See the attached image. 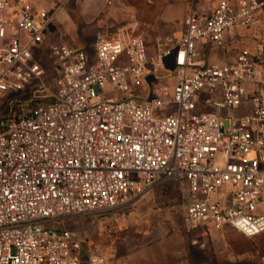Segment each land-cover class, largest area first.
I'll list each match as a JSON object with an SVG mask.
<instances>
[{"label":"built area","instance_id":"1","mask_svg":"<svg viewBox=\"0 0 264 264\" xmlns=\"http://www.w3.org/2000/svg\"><path fill=\"white\" fill-rule=\"evenodd\" d=\"M48 22L28 1L0 0V264H109L107 254L84 261L79 232L52 224L123 215L166 179L187 182L183 224L197 237L264 233V41L219 65L197 55L202 41L264 32V0H223L206 17L189 8L180 36L150 44L135 27L101 35L93 53L51 43L52 89L39 48ZM170 58L171 91L159 75Z\"/></svg>","mask_w":264,"mask_h":264},{"label":"rangeland","instance_id":"2","mask_svg":"<svg viewBox=\"0 0 264 264\" xmlns=\"http://www.w3.org/2000/svg\"><path fill=\"white\" fill-rule=\"evenodd\" d=\"M72 1L57 0L58 4L69 5L73 4ZM153 1L91 0L86 3L79 0V5L74 6L75 8L81 6L80 13L86 15L79 27H85L90 35L86 38L88 52H94L96 40L107 32L121 27L131 28L135 24H137L135 28L139 30L155 25V21L160 19L159 15L157 16L159 12L152 9ZM193 2L195 0H184L183 3L190 6ZM49 17L56 20L55 14L50 11ZM74 19L73 12L70 13L69 9L58 15V20L65 22L68 28L74 25ZM40 51L45 68L43 80L52 89L55 74L51 55L45 46H42ZM174 71L172 65H166L159 73L169 91L172 86L169 82H174ZM154 79L155 75L149 74L146 77L147 86H150ZM33 86L34 84L5 97L7 100L24 98L29 95V90ZM6 103L1 101L0 113L4 112ZM225 123L228 125L227 119ZM185 184L179 180L159 182L141 195L130 211H125L123 215L117 211L78 214L61 218L52 225L60 230L79 232L82 238H86L95 246L102 242L97 235H103L102 233L109 235L103 241L109 245L107 250L109 264H114L119 256L124 257L135 249L152 250L158 256L159 262L155 264H264V234L250 238L227 226L213 236L202 238L186 230L183 224L187 198Z\"/></svg>","mask_w":264,"mask_h":264},{"label":"crops","instance_id":"3","mask_svg":"<svg viewBox=\"0 0 264 264\" xmlns=\"http://www.w3.org/2000/svg\"><path fill=\"white\" fill-rule=\"evenodd\" d=\"M17 0H10V2L14 5V3ZM22 1H28L33 6H35L37 9L44 10L48 13L49 11L55 14V21L51 20L49 17V22L46 26V29L43 34V44L39 47L45 46L48 48V46L51 43L54 42H64L67 45H69L72 48L75 49H86V38L90 35L85 30V27H79V24L81 23L82 19L86 16L85 14H81L79 11V8H75L74 5H79V0H73L72 5L65 4V3H59L57 0H22ZM81 1V0H80ZM83 1V0H82ZM181 0H177L174 2H170L169 0H154L152 9L159 13V19L155 21V25L152 27L140 29L135 28V31L139 34H141L147 43H152V41L160 35H173V36H180L183 28V15L184 10L193 8L198 15L200 16H208L219 4V2L223 0H195V2L191 3L190 6L186 5L183 0V2H180ZM231 4H235L237 0H227ZM57 2V3H56ZM88 2V1H84ZM89 3V2H88ZM64 4V5H63ZM187 6V7H186ZM186 7V8H185ZM65 9H69L70 13L73 12L74 16V25L72 27H66V23L63 21L58 20V15L61 14L62 11ZM186 10V11H187ZM79 11V13H78ZM137 24L134 25V27ZM60 29V31L58 30ZM261 41H264V32H257L255 30H240L237 32H231L228 33L224 38V43L222 46H213V44L202 41L197 44V55L198 60L203 65H219L222 64L227 59H230L234 57L237 54V51L240 49H247L250 51V53L257 55L256 48L258 46V43ZM88 51V50H87ZM257 60V66L255 68V75L257 79L264 80V52L261 54H258L256 56ZM172 65V58H170L167 62V66ZM173 66V65H172ZM170 85L173 83L169 82ZM237 114H242L243 111L241 109H236L234 111ZM174 180V181H182L185 182L186 188H187V198H186V204L189 196V187L185 180L180 179H166L163 180ZM162 182V181H161ZM138 200L133 202L129 205V208L127 211H130V208H132ZM186 208V207H185ZM185 213V211H184ZM218 231L212 230L210 233V236L213 234H217ZM97 235V238L99 241L98 244L93 245L86 238H82V258L84 261H86L87 256L90 253H98V254H107L108 244L103 243L104 238H107L109 235ZM264 234V233H263ZM260 234V235H263ZM258 235V236H260ZM255 236V237H258ZM254 237V238H255ZM108 255V254H107ZM162 258V255L160 256V259ZM155 264L158 263V256L157 254H154L152 250L145 249V250H139L135 249L134 251L129 252L127 255L119 256L116 261H114V264Z\"/></svg>","mask_w":264,"mask_h":264},{"label":"trees","instance_id":"4","mask_svg":"<svg viewBox=\"0 0 264 264\" xmlns=\"http://www.w3.org/2000/svg\"><path fill=\"white\" fill-rule=\"evenodd\" d=\"M263 234V233H262ZM258 236V235H257Z\"/></svg>","mask_w":264,"mask_h":264}]
</instances>
